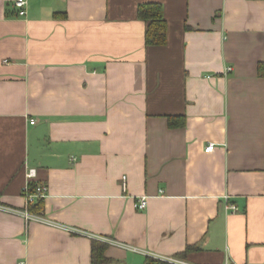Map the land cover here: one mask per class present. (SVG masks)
<instances>
[{
  "label": "crops",
  "instance_id": "0c3cea01",
  "mask_svg": "<svg viewBox=\"0 0 264 264\" xmlns=\"http://www.w3.org/2000/svg\"><path fill=\"white\" fill-rule=\"evenodd\" d=\"M14 1L0 0V264H91L93 240L109 264H264V0H26L22 15ZM146 2L164 45H145ZM29 168L46 223L3 209L34 213Z\"/></svg>",
  "mask_w": 264,
  "mask_h": 264
},
{
  "label": "trees",
  "instance_id": "16d2710c",
  "mask_svg": "<svg viewBox=\"0 0 264 264\" xmlns=\"http://www.w3.org/2000/svg\"><path fill=\"white\" fill-rule=\"evenodd\" d=\"M137 17L144 21L146 29L144 33V40L146 46H161L166 43L167 24L163 16V8L161 3L146 2L142 3L137 8ZM173 118L168 117V124L173 125ZM32 185L30 184V187ZM42 199H37L35 202L29 204L28 208L34 213H40ZM105 242L93 240L91 242V264H109L111 259L105 256L107 248ZM193 247H188V249ZM148 264H160L152 259Z\"/></svg>",
  "mask_w": 264,
  "mask_h": 264
},
{
  "label": "built area",
  "instance_id": "2783aa9c",
  "mask_svg": "<svg viewBox=\"0 0 264 264\" xmlns=\"http://www.w3.org/2000/svg\"><path fill=\"white\" fill-rule=\"evenodd\" d=\"M14 4L16 5V7L19 10V13L22 15L25 13V5H26V0H15ZM31 123H33V121H31ZM214 145L213 143H209L206 147H205V151H211L213 149ZM36 175V170L34 168H29L27 170L26 176L28 181L26 182L24 188H23V196L25 199V206L27 207L29 204L35 202L37 199H43L46 194H47V186L44 184H35L33 187H30V180L35 177ZM125 176L122 177V182L124 185V181H125ZM147 205V197L146 196H141L138 197L137 199H135L134 201V207L137 210H143ZM227 209H231L233 211L236 210V207L233 205H227L226 206ZM3 209L8 210V211H16L19 212L21 215H23V217L27 220H35V221H40L43 223H46V220L38 213H30L27 209H22V210H15V209H11V208H7L4 207ZM154 259L156 262H159L160 264H197V263H193L178 257H172V256H165V257H158L155 256ZM225 264H229V263H225Z\"/></svg>",
  "mask_w": 264,
  "mask_h": 264
}]
</instances>
